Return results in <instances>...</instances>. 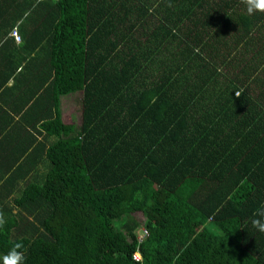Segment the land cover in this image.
I'll list each match as a JSON object with an SVG mask.
<instances>
[{
    "label": "trees",
    "instance_id": "1",
    "mask_svg": "<svg viewBox=\"0 0 264 264\" xmlns=\"http://www.w3.org/2000/svg\"><path fill=\"white\" fill-rule=\"evenodd\" d=\"M0 18L7 103L41 133L21 143L38 151L34 170L0 161V257L21 242L25 264H264L251 224L264 204V12L0 0ZM62 95L78 125L61 120Z\"/></svg>",
    "mask_w": 264,
    "mask_h": 264
},
{
    "label": "crops",
    "instance_id": "2",
    "mask_svg": "<svg viewBox=\"0 0 264 264\" xmlns=\"http://www.w3.org/2000/svg\"><path fill=\"white\" fill-rule=\"evenodd\" d=\"M9 33L11 35V31ZM14 40L15 42H18V40ZM2 41L3 35L1 34L0 30V161H2V156L5 155L4 157L6 159V162H8V166H11L8 167L7 170H11L13 166L17 165L19 161L22 160L23 156H26V162H23L24 167L27 170H34L35 164L33 162V158L28 160V156L29 154L38 153V151L31 145V143L26 147L21 143L24 142L27 144L29 141L35 139L36 137L41 138V133L37 132V129H40V127H38V122L34 124V128L31 127L28 123L23 124L24 126H20V124L18 125V113H15L11 105L7 103L9 101L10 95L8 94V92H4V90H6V87L4 85L3 88V85L1 84V68L9 62V56L4 53V50H2ZM11 82L12 79H9L7 84L9 85L11 84ZM66 97L67 96L65 95L60 96L59 109L61 120L63 122L68 121L66 120L68 109L66 108V106H64ZM73 108L76 109L75 103L73 104ZM42 112L43 109H41L40 107L35 111V113H37L38 115H40ZM33 135H35V138ZM4 139H6L5 145L3 144ZM21 145L23 151L19 152Z\"/></svg>",
    "mask_w": 264,
    "mask_h": 264
},
{
    "label": "clouds",
    "instance_id": "3",
    "mask_svg": "<svg viewBox=\"0 0 264 264\" xmlns=\"http://www.w3.org/2000/svg\"><path fill=\"white\" fill-rule=\"evenodd\" d=\"M245 4L247 12L251 14H255L256 12H264V0H243ZM16 33V37L13 34ZM11 35L14 39L19 41V37L15 29L11 31ZM243 90L235 92V95L239 97L242 94ZM7 220L5 214L0 211V229L4 228ZM251 224L254 229L257 231L264 233V204H261L259 207L253 210ZM23 244L21 242L14 243L12 247L8 250L4 257H0V259L6 260V264H25V257L23 254Z\"/></svg>",
    "mask_w": 264,
    "mask_h": 264
},
{
    "label": "rangeland",
    "instance_id": "4",
    "mask_svg": "<svg viewBox=\"0 0 264 264\" xmlns=\"http://www.w3.org/2000/svg\"><path fill=\"white\" fill-rule=\"evenodd\" d=\"M69 107H68V113L66 120L73 122L75 125H78L80 122V114L78 111V107L76 104V109L73 108V104L75 103L74 99L69 100ZM135 220L139 223V226L136 230V233L139 234L138 236H141L143 234L142 228H143V216L141 213H135L134 215Z\"/></svg>",
    "mask_w": 264,
    "mask_h": 264
},
{
    "label": "built area",
    "instance_id": "5",
    "mask_svg": "<svg viewBox=\"0 0 264 264\" xmlns=\"http://www.w3.org/2000/svg\"><path fill=\"white\" fill-rule=\"evenodd\" d=\"M13 34H14L15 37H16V33L13 32ZM142 231H143V234H142L141 236H138V239H139V240H141V239L147 234V231H146L145 228H142ZM132 258H133L135 261H140L141 256H140V253H139L138 250H136V251H134V252L132 253Z\"/></svg>",
    "mask_w": 264,
    "mask_h": 264
}]
</instances>
